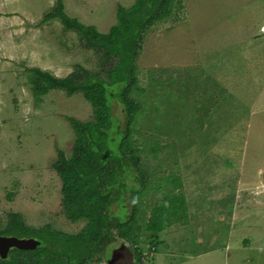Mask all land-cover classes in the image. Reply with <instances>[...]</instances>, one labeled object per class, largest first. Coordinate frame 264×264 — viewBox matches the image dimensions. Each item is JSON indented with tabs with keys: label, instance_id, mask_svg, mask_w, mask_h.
Instances as JSON below:
<instances>
[{
	"label": "rangeland",
	"instance_id": "rangeland-1",
	"mask_svg": "<svg viewBox=\"0 0 264 264\" xmlns=\"http://www.w3.org/2000/svg\"><path fill=\"white\" fill-rule=\"evenodd\" d=\"M59 1L0 0V231L14 214L34 230L78 235L87 228L88 219L74 222L63 211L60 171L73 154L71 120L92 121L94 108L83 93L57 89L36 101L27 73L40 68L67 77L79 66L102 72L95 49L47 16L61 6L70 18L109 33L120 9L137 0ZM173 5L169 17L143 30L137 80L126 88L139 106L133 139L148 184L138 188L140 242L120 239L116 248L123 244L131 264H264V0ZM112 108L124 126L122 105L114 100ZM171 191L185 197L186 221L154 238L147 223ZM131 198L122 211L115 202L113 212L132 216ZM32 239L44 241L42 251L51 240ZM134 247L142 250L139 261ZM49 261L41 251L0 256V264Z\"/></svg>",
	"mask_w": 264,
	"mask_h": 264
},
{
	"label": "trees",
	"instance_id": "trees-1",
	"mask_svg": "<svg viewBox=\"0 0 264 264\" xmlns=\"http://www.w3.org/2000/svg\"><path fill=\"white\" fill-rule=\"evenodd\" d=\"M59 2L61 5V0ZM173 2L137 0L133 7L120 9L119 24L109 33H101L93 26L70 18L61 6L47 16V19L59 18L68 30H74L86 48L95 49L103 66L102 72L79 66L67 77H58L40 68L28 69L27 79L36 101L57 89L68 95L83 93L94 108L92 121L71 120L76 132L73 154L62 161L60 171L64 185L63 211L74 222L88 219L85 231L68 235L49 228L34 230L26 227L16 214L12 216V223L0 231L3 236L41 238L42 241L49 237L47 248L42 251L43 241L34 250L41 251L50 260L48 264H86L89 259L107 262L111 252L118 249L120 239L140 242L137 232L142 227L137 225L136 212L143 190L138 188L140 184L146 187L148 182L140 166L139 143L133 139L134 133H139L133 127L139 106L127 98L126 88L132 78L137 80L135 58L143 30L169 17ZM114 100L122 105L124 126L113 114ZM153 151H156L155 146ZM129 178L133 183L127 181ZM174 184L178 185L177 181ZM172 192L166 196L165 204L155 206L147 223V230L154 238L173 223L186 221L185 197ZM128 194L135 203L134 214L129 218L113 212L112 207L117 202L121 211L125 209ZM120 248H124L123 244ZM134 256L139 261L142 250L134 247Z\"/></svg>",
	"mask_w": 264,
	"mask_h": 264
},
{
	"label": "water",
	"instance_id": "water-1",
	"mask_svg": "<svg viewBox=\"0 0 264 264\" xmlns=\"http://www.w3.org/2000/svg\"><path fill=\"white\" fill-rule=\"evenodd\" d=\"M40 245V241L32 238H18L13 236L0 235V256L7 258L12 248L21 250L36 249ZM130 255L125 248L114 250L107 264H131Z\"/></svg>",
	"mask_w": 264,
	"mask_h": 264
},
{
	"label": "crops",
	"instance_id": "crops-1",
	"mask_svg": "<svg viewBox=\"0 0 264 264\" xmlns=\"http://www.w3.org/2000/svg\"><path fill=\"white\" fill-rule=\"evenodd\" d=\"M198 257H200V256H198ZM197 262H195V261H185L184 263H182V264H196ZM200 263V262H199Z\"/></svg>",
	"mask_w": 264,
	"mask_h": 264
},
{
	"label": "flooded vegetation",
	"instance_id": "flooded-vegetation-1",
	"mask_svg": "<svg viewBox=\"0 0 264 264\" xmlns=\"http://www.w3.org/2000/svg\"><path fill=\"white\" fill-rule=\"evenodd\" d=\"M13 249L22 251L21 249H18V248H12L11 250H13ZM34 250H35V249L27 250V251H34Z\"/></svg>",
	"mask_w": 264,
	"mask_h": 264
}]
</instances>
